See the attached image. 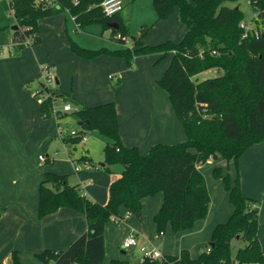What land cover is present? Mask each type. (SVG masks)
I'll return each mask as SVG.
<instances>
[{"label":"crops","instance_id":"0c3cea01","mask_svg":"<svg viewBox=\"0 0 264 264\" xmlns=\"http://www.w3.org/2000/svg\"><path fill=\"white\" fill-rule=\"evenodd\" d=\"M140 1L132 0L128 21L121 14L130 35L141 37L142 28L149 24L150 30L142 39L146 46L168 41L179 43L184 39L187 29L179 20L178 10L168 19L158 20L154 0H145L148 6L145 23L137 27L135 12ZM12 14L14 19L0 26V264H12L14 252L18 253L21 264H46L38 259L39 254L46 250H67L86 233L88 224L83 213L70 208L40 218L39 187L45 174L67 176L68 183L78 186L89 200L106 205L111 183L124 170L123 165L107 167L103 161L94 163L88 157L86 151L93 152L92 144L84 147L89 142V134L86 141L78 143L82 147L63 141L64 132L79 131V121V128L64 130L65 126L56 117L43 116L36 94L44 82L46 69L56 81V92L75 108L115 103L123 144L137 148L144 156L156 145H176L185 142L187 136L168 92L159 85L173 53L163 60L161 54L137 57L132 67L124 58L81 57L72 50V43L90 51H117L134 49V46L119 45L112 29L107 30L100 24L80 29L74 17L64 11L42 19L41 42L14 55L10 48L16 30L12 28L18 25ZM256 17L257 14L253 20ZM109 30L112 32L105 38L104 33ZM65 115L64 119L70 116ZM101 142L104 149L106 142ZM43 155L45 162L41 159ZM76 167L80 170L76 171ZM216 168L221 169L220 177L214 173ZM199 170L212 195L205 219L186 232L174 233L169 224L159 233L154 218L164 203L163 193L143 199L140 215L122 208L120 214L126 220L116 223L111 219L105 225L103 264H142L140 247L145 245L155 246L165 258L179 256L184 250L193 259L199 258L210 248L216 227L228 222L234 212L230 191L223 180L225 175L231 178L232 184L239 176L242 194L257 203L258 239L264 255V141L244 153L237 165L218 156ZM130 232L136 234L139 246L125 249L123 242ZM242 241L240 238L232 241L233 256L246 247Z\"/></svg>","mask_w":264,"mask_h":264},{"label":"trees","instance_id":"16d2710c","mask_svg":"<svg viewBox=\"0 0 264 264\" xmlns=\"http://www.w3.org/2000/svg\"><path fill=\"white\" fill-rule=\"evenodd\" d=\"M103 0H10L18 29L11 46L14 55L28 46L41 42L39 25L42 19L68 11L80 29L100 24L112 29L116 40L125 45L130 37L127 22L121 13L104 15ZM135 1V0H133ZM240 0H154L158 20L168 19L175 9L187 33L179 43L165 42L146 46L142 39L150 28L143 27L141 37L133 40L134 49L90 51L71 44L79 56L94 59L101 55L124 58L129 67L140 56L161 54L173 58L159 85L168 92L171 103L184 127L186 141L176 145H156L144 156L137 148L123 144L115 103L97 107H81L71 113L79 123H85L78 136L64 132V141L78 144L82 136L94 132L106 140L104 163L107 167L123 165L124 170L109 187L106 205L89 200L78 186L68 183L67 176L46 173L39 187L40 218L70 208L86 216L85 234L62 252L46 250L38 259L46 264H103L105 259V225L122 217L125 208L140 215L143 199L163 193L164 203L154 218L159 233L171 225L174 233L191 230L210 211L212 195L199 167L211 158L224 157L236 165L251 147L264 141V0H250L257 13L254 20L261 32L244 38L240 27L244 20ZM110 24H117L112 28ZM216 69L220 74L195 82L194 77ZM44 95L41 111L45 118L53 117V105L64 96L48 90L42 84L36 94ZM64 102L68 101L63 98ZM61 114L57 119L65 118ZM221 176V169L214 171ZM230 191L234 212L228 222L214 230L210 248L193 259L187 250L176 257L147 261L145 264H252L263 263L264 255L258 239V207L255 200L244 197L240 177L234 184L223 177ZM240 238L246 247L236 256L232 241ZM12 264H21L17 252ZM119 264V263H115Z\"/></svg>","mask_w":264,"mask_h":264},{"label":"rangeland","instance_id":"374dc122","mask_svg":"<svg viewBox=\"0 0 264 264\" xmlns=\"http://www.w3.org/2000/svg\"><path fill=\"white\" fill-rule=\"evenodd\" d=\"M9 1L10 0H0V26L4 25L6 23H9L10 20L14 19V16H13V14L11 12V8L9 7ZM227 5L239 6L241 12L243 13L244 21H246L248 23H251L252 20L255 18L256 14H257L255 9L253 8V6L250 4V0H240L239 3H237V4L227 3ZM147 7L148 6L146 5V1L145 0H141L139 2V4L137 5V10L135 12V21L137 23V25H136L137 27H140V25L145 23V16L147 15V12H148V8ZM132 8H133L132 0H125V8L121 12V14H122L123 17H125V19L127 21L129 20V18L131 16ZM150 23H152V22H150ZM144 26L146 28H150L149 24H146ZM139 29L140 28H137L138 31H139ZM111 32H112L111 30L106 31V33H104V37L105 38L109 37ZM138 34H139V32H138ZM130 36L131 37L128 38L127 45L125 44L126 47L133 46V40L138 37V36H136L134 34L133 35L131 34ZM180 41H182V40H180ZM117 43L120 45L119 42H117ZM121 46H122V44H121ZM219 74L220 73L216 69H212V70L206 71L205 73L194 77L193 80L195 82H201V81H204V80H207V79L215 78ZM54 82H56V81H54ZM65 104L66 103L63 100H59L58 103H57V106L59 107V109H63V106ZM66 113L70 114V116L68 118H66V119L62 118V119L58 120V122H60L61 125L63 124V126H65L64 130H70V129L72 130L75 127L79 128V126L77 125V122H78L77 118L71 114L73 112H64L63 114H66ZM88 136L90 138L89 142L86 143V145L84 147H86V146L89 147L90 144H92L93 152H92V154H89V152L86 151V154L89 155L88 157L91 158V160H93L94 163H100L101 161L104 162L105 161V159H104V150H103V144H102L101 140H103L105 142H106V140H104L102 137H100L98 134H96L94 132H89ZM61 137H62V139H64L62 135H61ZM59 140H61V139H59ZM75 145H76V147L78 146V144H75ZM78 147H82V146H78ZM80 149L83 150L82 148H80ZM100 157L103 160H101ZM41 158H44V160H42L43 162L46 161L45 155L41 156ZM119 166H121V165H119ZM242 243L244 244L245 242L242 241ZM235 247L236 246L234 245L233 249H235Z\"/></svg>","mask_w":264,"mask_h":264},{"label":"built area","instance_id":"2783aa9c","mask_svg":"<svg viewBox=\"0 0 264 264\" xmlns=\"http://www.w3.org/2000/svg\"><path fill=\"white\" fill-rule=\"evenodd\" d=\"M45 1L49 2L50 0H45ZM101 8L105 16L113 17L117 14H120L124 10V0H103L101 3ZM240 27L242 28V30H244V35H243L244 38H249L250 35H254L255 38L258 39L261 35V32L258 31L256 28V24L254 20L251 23H248L243 20L240 24ZM10 49L12 50L13 47L11 46ZM44 74H45L44 82H43L44 87L48 90H54L56 82H54L55 79L52 73L50 72V70L46 69L44 71ZM44 98L45 96L41 95L39 102L41 103L44 100ZM57 103L58 102H55V104L53 105V115L56 118H58L64 112H77L79 110L78 108H75L71 104H68V103H66L63 106V109H59V107L57 106ZM62 133H63V130H62ZM71 136H74V137L78 136V132L72 131ZM81 138H82V141L87 140V136L83 135ZM41 159L44 160V158H41ZM79 170L80 168L76 167V171H79ZM126 218L127 217H120V218H114L113 220L116 223H121V222H124ZM137 246H139L138 238L134 232H130L123 242V247L125 249H129V248L137 247ZM210 250L211 248H208L207 251L209 252ZM140 252L142 254L141 256L142 264H145L147 261H157V260L161 261L165 259L163 254L153 245L141 246Z\"/></svg>","mask_w":264,"mask_h":264},{"label":"water","instance_id":"95a60500","mask_svg":"<svg viewBox=\"0 0 264 264\" xmlns=\"http://www.w3.org/2000/svg\"><path fill=\"white\" fill-rule=\"evenodd\" d=\"M110 27H112V28H117V24H110ZM12 29H13V30H17V29H18V26H14ZM86 124H87V122H85V123H80V126H84V125H86Z\"/></svg>","mask_w":264,"mask_h":264}]
</instances>
